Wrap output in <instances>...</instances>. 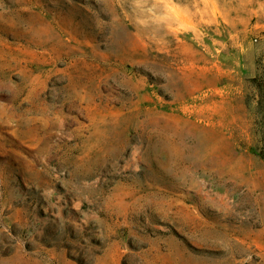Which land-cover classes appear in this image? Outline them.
Returning a JSON list of instances; mask_svg holds the SVG:
<instances>
[{"label":"rangeland","instance_id":"rangeland-1","mask_svg":"<svg viewBox=\"0 0 264 264\" xmlns=\"http://www.w3.org/2000/svg\"><path fill=\"white\" fill-rule=\"evenodd\" d=\"M0 264H264V0H0Z\"/></svg>","mask_w":264,"mask_h":264},{"label":"bare ground","instance_id":"bare-ground-1","mask_svg":"<svg viewBox=\"0 0 264 264\" xmlns=\"http://www.w3.org/2000/svg\"><path fill=\"white\" fill-rule=\"evenodd\" d=\"M217 196V195H216ZM222 201V200H221Z\"/></svg>","mask_w":264,"mask_h":264}]
</instances>
